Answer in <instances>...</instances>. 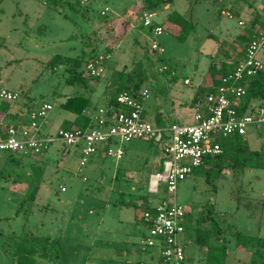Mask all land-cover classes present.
<instances>
[{"label": "rangeland", "instance_id": "rangeland-1", "mask_svg": "<svg viewBox=\"0 0 264 264\" xmlns=\"http://www.w3.org/2000/svg\"><path fill=\"white\" fill-rule=\"evenodd\" d=\"M250 3L254 5L252 8ZM263 3L262 0L197 3L195 10L183 11L192 22L200 20L196 33L180 40L179 29L166 30L159 38L164 48L160 55L150 50L151 39H137L134 30L125 34L128 28L118 26L112 32L106 28L90 32L104 20L99 3L95 2L85 17L82 11L78 14L71 11L62 0H0V119L4 118L5 124L9 119L11 123L18 118L31 121V112L49 102L53 109L37 121L42 130L56 137L38 158L0 150V264H15L3 245L9 234L20 232L24 226L39 235L63 236L57 261L40 258V264H158L155 251L152 256L151 251L142 250L148 232L142 219L144 208L128 201L143 202L140 195L145 194L156 205L166 196L152 195L147 185L150 174L160 169L157 165L163 142L135 138L125 143L122 159L96 154L80 166V149L68 147L57 137L63 127V115H71L61 103L68 95L92 96V91L68 84L66 66L52 70L45 68V64L55 54L77 56L108 49L110 58L101 83L107 84L114 75L117 84L120 73L127 67L131 74L145 78L142 87L149 91L144 101L147 122L161 128L173 122L191 124L196 112L195 85L207 74L212 58L220 66L226 54L235 59L245 48V42L238 38L220 43L227 29L222 26L231 25L232 37L249 34L248 28L240 27L237 19L221 15V10L235 6L254 13L263 9L256 7ZM178 5L174 4V10H179ZM165 13L159 9L157 18L161 19ZM102 38L107 41L104 43ZM163 66H172L178 76L174 79L171 72L160 71ZM186 75L194 77L193 85L185 84ZM3 89L19 96L7 102L1 96ZM113 89L108 85L104 94H112ZM93 97L98 106L104 105L96 94ZM5 106L19 112V117H12ZM248 144L252 149H264V127L249 129ZM208 169L200 166L180 182L177 202L194 215H199L203 207L213 208L218 219L225 218L224 227L231 225L246 234L264 237V169H247L237 185L229 169L211 171L210 180ZM118 170L121 173L116 177ZM240 183L239 203L232 190H237ZM187 230L188 237L193 239L195 229ZM227 244L229 264L250 262L251 253L239 249L232 235H227ZM189 249L197 251L191 263H201L205 249L193 245Z\"/></svg>", "mask_w": 264, "mask_h": 264}, {"label": "built area", "instance_id": "built-area-1", "mask_svg": "<svg viewBox=\"0 0 264 264\" xmlns=\"http://www.w3.org/2000/svg\"><path fill=\"white\" fill-rule=\"evenodd\" d=\"M92 0H81L88 4ZM144 3L142 23L151 30L150 50L162 54L164 48L159 38L164 33V26L157 22L156 12ZM111 10L105 6L101 11L105 15ZM228 18L233 14L221 10ZM244 25L243 21H240ZM246 48L245 58L236 68L223 76V84L216 93L207 95L204 102H198L194 121L191 124L173 122L169 127L153 126L143 119L144 100L148 97V89H143L140 96L122 91L117 101L126 109L110 111L101 107L96 114V124L92 128L82 130L61 128L58 138L68 147L80 149V166H84L92 158L113 156L122 159L125 155V143L135 138H144L163 142L164 160L162 167L152 173L148 180V191L152 195L166 194L158 204L148 198V203L154 204L155 210L144 208L142 219L147 225V234L142 241V250L154 251L158 264H186L185 243L191 238L187 235L186 216L189 214L184 206L177 202V191L181 181L196 168L203 165L207 157L221 154L223 149L218 142L220 136L233 133L248 134L251 127H264V102H255L248 112L241 114L239 106L247 88L242 81L247 76L264 72V61L260 53L264 49V26ZM110 52H100L90 58L86 65V74L91 77H103L106 73ZM167 66L160 68L165 72ZM190 80L186 79L185 83ZM1 96L12 102L19 96L16 92L3 89ZM53 109V104L44 102L31 112V121L26 124H6L0 129V150L19 153L24 156L38 158L49 149V144L56 137L43 133L37 121ZM167 134V137L165 135ZM65 191V186H61ZM141 202L140 205H143Z\"/></svg>", "mask_w": 264, "mask_h": 264}, {"label": "trees", "instance_id": "trees-1", "mask_svg": "<svg viewBox=\"0 0 264 264\" xmlns=\"http://www.w3.org/2000/svg\"><path fill=\"white\" fill-rule=\"evenodd\" d=\"M146 1L148 8L153 10L160 9L163 4L172 2V0ZM201 1L203 0H193L194 3ZM62 3H66L71 11H82L83 14H88L87 12L93 8L91 2L88 4H82L81 0H62ZM168 21L179 29L177 36L180 40L187 39L196 27V24L192 22V20L187 19L177 10H172L169 13L166 22ZM256 23L259 25H257L258 28H255ZM263 26V20L258 22L253 21L252 26L248 28L249 34L246 35L247 33H243L241 38L245 42V48L242 50V53L246 52V48L257 34V30ZM108 51L110 50L107 49L106 52ZM146 52H149V49L146 50ZM95 54L94 51H89L87 53L84 52L82 55L77 56L55 54L45 64V68L55 70L59 66H66V69L69 72V76L66 78L68 84H78L82 87L90 88L91 79H101V77H91L86 74L87 62ZM238 64L239 60H232L230 62L223 61L220 66H217L215 62L212 61L208 70V74L212 81L208 86L199 88L195 99L204 102L208 94L216 93L224 83L222 77L233 71ZM172 68V66H168L166 72H171ZM124 69L125 70H122L120 73L119 80L113 89V93L109 94V96L103 100L104 107L108 108L110 111H122L123 109H126L123 104L117 101V96L122 91H128L138 97L140 96L141 86L143 85L145 78L143 76L131 74L132 70H128L127 67H124ZM242 83L246 86L247 92L241 99L239 112L244 114L249 111L253 103L264 102V72L247 76ZM61 107L76 115V118L72 121L64 120L62 123L63 127L61 128L73 129L78 127L82 130H86L97 125L96 111H98L99 108H97L98 105L93 101L92 96H87L83 93L68 95L61 103ZM4 109L7 112H10L9 114L12 117L16 116V118H18L20 115L19 112L9 110V106H5ZM94 111L96 114H93L95 113ZM88 112L91 114H88ZM23 121L15 122V125L26 124ZM218 142L223 149L222 153L214 157H207L202 165L205 168L209 167L207 175L208 180L211 179V171L217 170L218 172H222L225 169H229L232 172V181L237 185L247 169H264V158H260L264 155V149H252L248 144V134L242 135L233 133L227 136H220ZM4 152L19 154L11 151ZM120 173L121 171L118 170L116 177H118ZM241 184L242 183L238 185L239 187L237 190H234V188L232 190L233 196L238 202L241 197L239 192ZM140 197L144 202L141 206L155 210L154 204L148 203V195L142 194ZM128 203L138 207L137 202L134 200H130ZM214 213L215 210L213 208L203 207L201 208L199 215L189 213L186 216V226L187 228L192 227L195 229V236L193 239L185 243V251L190 250V245L199 249H205V256L202 262L198 264H229L227 235H232L239 249L251 253L252 259L248 264H264V237L260 235L246 234L238 230L236 227H231V225L224 227L225 218L222 220L218 219ZM62 242L63 236L58 235L53 237L49 234L39 235L28 230L26 226H24L20 232H12L9 234L8 242H5V245L3 246L8 248L6 254L13 258L15 264H40V258L56 262L60 255ZM192 258L193 257L186 254V264H192Z\"/></svg>", "mask_w": 264, "mask_h": 264}, {"label": "crops", "instance_id": "crops-1", "mask_svg": "<svg viewBox=\"0 0 264 264\" xmlns=\"http://www.w3.org/2000/svg\"><path fill=\"white\" fill-rule=\"evenodd\" d=\"M110 1H112V0H106V1L105 0H92L91 1V4L92 5L95 2L96 3H99V6L101 8L100 14H101V11L103 10V8L105 6H109L111 8V10L108 13H106L105 15H102L101 14V16H103L102 18L104 19L103 22H100L93 29V31L91 29L90 32L97 33V32H99L98 30L100 28H101V30H103L104 28H106V30L108 32H112L114 30V28H118V26H121L122 28H128L126 30L125 34L127 32H131V31L134 30L135 33H137V36H136L137 39L143 40L145 38L147 40H150L151 30H150V28L146 27L142 23V11H143V7H144V3L143 2L138 1V0H113L112 2H110ZM233 1L236 2L237 0H233ZM262 1L264 2V0H262ZM176 2L178 4H180V5H178L179 6V10H177V9L176 10L178 12H180L182 15H184L185 17H186V15L183 13V11L188 12L189 10H192V9L195 10V8L197 7V3H199V2L194 3L193 0H185V1L172 0L171 3L168 2L166 4H163L161 6L160 10H162V12H167V13H165L162 16L161 19L160 18L159 19L157 18V12H158L159 9H157V12L156 11L155 12H156V20L161 25L164 26V30L165 31L166 30H171V31H174L175 32V30H177V28L174 26V24H172L170 21L166 22V19H167L169 13L172 10H174L173 6H174V4H176ZM245 2H247V0H245ZM181 3H182V5H181ZM249 5H250L251 8L254 6L251 3ZM262 5L260 4L259 6H256L257 8L258 7H261L263 9L262 10H259V8H258V9L255 10L254 13H252L251 11L245 10L243 7H240V6H239L240 8H236L235 6H232L231 10H228V9H225V10H228V11H230L233 14L234 17L233 18H229V19H232V20L237 19L238 25L240 27H242V26L244 27L245 26L246 28H250L252 26L253 21H256V22H258L260 20H263L264 21V5L263 6ZM78 13L79 12H77V14ZM221 15H223V14H221ZM84 16L87 17L85 14H84ZM240 21H243L244 22V25H241L240 24ZM246 22H247V26L245 25ZM194 23L197 26V23L199 24L200 23V20H198L196 22L194 21ZM257 25H258V23H256L255 26L257 27ZM222 28H227V29L225 30L226 31L225 35L223 34L225 36V38H224L223 42H220L219 41L220 43H225V42H227V40L228 41H232L235 38H238V39L242 40L241 37H242L243 33H241L239 36L232 37L233 34H231V30H230V28H232L231 25H229V26L228 25H224V26H222ZM195 29H196V27H195ZM195 29L193 30L192 33H196V30ZM165 31H164V33H165ZM246 35H248V34H246ZM102 41L105 43L107 41V38H105V39L102 38ZM161 44L163 46V43L162 42H161ZM219 49H221V46L219 47ZM108 52H110V51H108ZM244 58H245V52L244 53L241 52V54H239V56L236 57L235 59H232L231 56H229L228 54H226L225 55V58L223 59V61L230 62L232 60L233 61L234 60L235 61L236 60H239V63H241L244 60ZM260 58L264 61V49L260 53ZM212 61H213V58H212ZM210 64L211 63H209L208 70H209ZM171 73H172V78H174V79L178 76V74L176 73V71L174 70V68H172ZM186 79H189L190 82L189 83H185V84H187V85H193V83L195 81V79H194L193 76L186 75L184 77V82H185ZM108 81L109 82L107 84H105L104 82L101 83L100 80H97V79L93 80V79H91V81H90V88L89 89H91V91H92L93 101L96 102L95 98L93 97L94 94H96L97 97H99V99H101V101H103L104 99H106V97L109 96L108 94L105 95L104 94L105 93L104 91H105V89L108 88V85L110 87H112V88H115V86H116V78H115V76L113 75L112 79L109 78ZM167 81H169V79ZM211 81H212V79L209 76L208 72H207L206 75L201 76L198 79V81H197V83L195 85L196 88H197L196 93L198 92V90H199L200 87L208 86L211 83ZM113 84H114V86H112ZM142 90H143V87L141 86V91ZM196 93H195L194 98H193V103L195 104V106L197 105L198 102H201V100L198 101V100L195 99ZM102 94H104V95H102ZM103 96H105V97H103ZM182 104H185V102H183ZM101 107H104V105L103 106H98L97 108H101ZM96 112L93 113V114H96ZM69 113H71V115H68V116L66 114L63 115V117H64L63 121L64 120H71L72 121V120H74L76 118V115L74 113H72V112H69ZM88 114H91V113L88 112ZM194 116H195V114H194ZM18 119H19V121H23L24 120L23 122H25V123H28L29 122L28 119H22V118H18ZM18 119H16V121H14V123L17 122ZM143 119H144V114H143ZM10 120L11 119H9V121H7L6 124H10L11 123ZM4 124H5L4 118L3 119H0L1 128L6 125V124L5 125ZM39 125H40V128H41V124L40 123H39ZM41 131L43 133H47V131L46 130H42V128H41ZM141 139H144V138H141ZM160 152H162V157H161V161L158 162V165H157L158 168H161L162 167V162L164 160V154H163V150H162V145H161V148H160ZM125 153H126V148H125ZM136 202L138 203V205H140V203H141L140 201H136ZM196 252H193L192 249H191V250H187L186 251V254H188L189 256L193 257Z\"/></svg>", "mask_w": 264, "mask_h": 264}]
</instances>
